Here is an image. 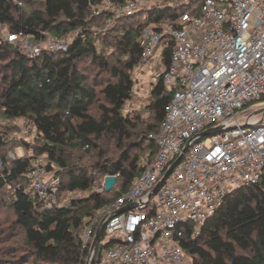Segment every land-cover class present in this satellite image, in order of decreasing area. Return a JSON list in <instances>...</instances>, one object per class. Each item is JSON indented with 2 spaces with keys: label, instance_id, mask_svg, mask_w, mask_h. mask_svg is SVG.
Instances as JSON below:
<instances>
[{
  "label": "trees",
  "instance_id": "trees-1",
  "mask_svg": "<svg viewBox=\"0 0 264 264\" xmlns=\"http://www.w3.org/2000/svg\"><path fill=\"white\" fill-rule=\"evenodd\" d=\"M104 1L0 0V25H6L12 35L23 33L41 41L47 32L63 38L78 31L66 52L43 53L36 59L10 41L0 42V117L27 119L36 130L31 147L36 156L12 161L10 169L6 167L0 177V190L17 183L10 204L15 218L3 233L8 239L4 242L11 243L12 253H16L14 263L86 264L82 229L131 188L157 153V143L150 135L159 134L172 99L162 80L151 93L148 109L152 116L143 128L140 118L124 110L134 97V75L141 63L144 29H157L156 24L171 12L154 10L146 13L147 18L140 13L118 20L101 34L91 32L94 24L109 18L107 14H94ZM98 37L114 52L112 60L98 51ZM164 58L167 67L170 48L165 50ZM87 59H92L99 69L91 78L84 67ZM96 105L99 117L93 114ZM142 136L145 138L140 139ZM110 139L113 149L105 142ZM6 147L0 128V149ZM145 148L149 154L143 159L140 153ZM77 150L85 151L91 161L89 168L71 162V151ZM93 150L100 152L93 156ZM41 156L47 157L46 171L54 172L60 181L59 198L66 191L89 194L72 199L64 207H44L37 196L27 192L28 174L34 160ZM4 157L2 161L7 165ZM118 174L116 189L93 193L96 183ZM182 245L194 264H264V174L259 185L230 193L201 235L188 234ZM18 253L23 257L18 259Z\"/></svg>",
  "mask_w": 264,
  "mask_h": 264
},
{
  "label": "built area",
  "instance_id": "built-area-1",
  "mask_svg": "<svg viewBox=\"0 0 264 264\" xmlns=\"http://www.w3.org/2000/svg\"><path fill=\"white\" fill-rule=\"evenodd\" d=\"M154 10H170L171 15L157 29H144L132 95L139 94L142 72L163 68L155 78L172 99L159 134L150 135L158 150L142 176L82 229L86 264H194L182 245L186 236L199 237L230 193L259 185L264 174V0H106L94 14H107L114 24ZM75 38L47 32L33 46L29 35H8L32 59L66 52ZM167 48L171 58L165 67ZM258 102L263 105L252 107ZM254 109L260 112L250 113ZM219 127V133L202 136ZM33 128L28 125L20 139L28 141L33 131L36 135ZM28 176L27 192L44 207L68 204L65 199L72 192L59 200L55 173L34 164ZM93 190L106 191L105 178ZM130 204L137 206L116 215Z\"/></svg>",
  "mask_w": 264,
  "mask_h": 264
},
{
  "label": "rangeland",
  "instance_id": "rangeland-1",
  "mask_svg": "<svg viewBox=\"0 0 264 264\" xmlns=\"http://www.w3.org/2000/svg\"><path fill=\"white\" fill-rule=\"evenodd\" d=\"M147 17V14L144 16V18ZM118 21H116L114 24H110L108 23V20L102 22H98V24H94L91 32H96L98 34H101L102 32H106L110 29H112ZM136 23L138 22V20L135 21ZM93 30V31H92ZM78 31L75 32H71L69 33L67 36H64L63 38L68 39L69 41H72L76 35H77ZM10 34L9 29L6 25H0V42H7L8 40V35ZM99 35H96V37ZM102 37V36H100ZM36 42L32 40V44L33 46H36ZM110 42V41H108ZM18 44V43H17ZM15 45L18 50H21V47L18 45ZM95 44L97 46L98 51L102 54V56L106 57L109 60H112V57H110L114 52L112 51V49L109 46H104L102 40L98 37L96 38ZM23 52V51H22ZM6 62H4L3 64H5ZM84 67L87 68V74H89L90 78L94 76V74L96 72H99L98 66L95 65L92 61V59H87L84 63ZM160 70H163V68L158 69L157 71H153V72H142L139 75L140 78V85H139V94L134 96L131 100V102H129L124 110L125 114H130L132 117H138L140 118L139 122L140 124V128H143V125L146 122H149L152 113L150 112V110L148 109V106L151 103V93L154 89V87L156 86V84L158 83L159 80H157L155 78V74H158L160 72ZM1 79H2V75H0V84H1ZM135 80H136V76L134 75V84H135ZM263 105L262 103H256L254 104L252 107L257 108L258 106ZM260 112L259 109H254L252 110L250 113H257ZM93 114L97 117H99L100 115V109H99V105H96V107L93 109ZM245 114H249V112H245ZM264 124V123H263ZM28 125H32L30 123L29 120L24 119V118H18L16 120H9V119H5L0 117V128L2 129V131L5 134V139L7 141V147L0 149V177L3 174V171L7 168L10 169L11 167V162L12 160H10V156H15L16 159L20 158V157H26V158H32L35 155V153L33 152V150L31 149V147L35 144L34 139L36 137L35 132L33 131V136L30 137L28 139V142L23 141L20 139L21 137V132L27 128ZM32 127V126H31ZM34 129V128H33ZM138 132H141V130H138ZM140 134V133H138ZM145 136H142L140 139H144ZM106 144H112L111 145V149H113L114 147V142L113 140H105ZM26 144H28L29 148H26ZM147 145H145L146 147ZM107 146L104 147V149ZM103 150V147L102 149ZM100 152V150H93L92 151V155H98V153ZM71 153H73L72 155V159L71 162L76 163L80 166H82L83 168H89L90 167V163L91 161L89 160L88 157H86V153L84 150H77V151H71ZM136 152H134L135 154ZM142 158L145 159V157L149 154V150L147 148L144 149V151L142 153H140ZM6 156V157H4ZM4 159L7 158V165H5V163L2 161ZM12 159V158H11ZM34 164L43 166V167H47L48 166V161H47V157L46 156H41L38 157V159L34 160ZM54 173V172H53ZM57 177V176H56ZM58 178V177H57ZM22 182V184L24 183L22 180L20 181ZM17 183H13L12 186H7L4 189L0 190V235L4 236V231L7 230V228L9 227V224H11V222L14 220L15 215H14V211L12 210V208L10 207V204L12 202L13 199V191H14V187H16ZM94 191V190H93ZM89 194L88 193H79V192H72V195L67 196V198L65 199L66 202L69 204V202L72 199L75 198H80V197H84L87 196ZM64 197L61 196L59 198V200L61 201ZM9 237V235H7ZM7 239V237H0V264H20V263H14V261L16 260V253H12V245L9 242H4ZM17 258L20 259L21 257H23V254L18 253L17 254ZM28 264H32V262H29Z\"/></svg>",
  "mask_w": 264,
  "mask_h": 264
},
{
  "label": "water",
  "instance_id": "water-1",
  "mask_svg": "<svg viewBox=\"0 0 264 264\" xmlns=\"http://www.w3.org/2000/svg\"><path fill=\"white\" fill-rule=\"evenodd\" d=\"M246 127H248V125H246ZM221 131V127L219 128H216V129H211L209 131H206L202 134L203 137H208V136H211V135H215L217 133H219ZM182 158H180L176 164L171 168V170L167 173V176L168 177L170 175V173L172 172L173 168L178 165L180 162H181ZM117 182V177L116 176H113V175H110V176H107L105 178V188H106V191L107 192H111L115 186ZM161 187V184L158 186V188ZM137 205L136 204H130L128 206H126L125 208H123L120 212H118L116 215H119L123 212H126V211H129V210H132L134 207H136ZM111 215H108L106 216L100 223L98 229H97V233H96V236H95V239H94V242H93V245H92V250H94L97 246V243L100 239V236H101V233L106 225V222H107V219L110 218Z\"/></svg>",
  "mask_w": 264,
  "mask_h": 264
}]
</instances>
